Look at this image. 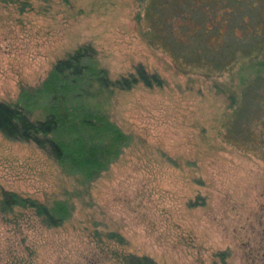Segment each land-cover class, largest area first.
Wrapping results in <instances>:
<instances>
[{
    "label": "rangeland",
    "instance_id": "obj_1",
    "mask_svg": "<svg viewBox=\"0 0 264 264\" xmlns=\"http://www.w3.org/2000/svg\"><path fill=\"white\" fill-rule=\"evenodd\" d=\"M263 44L264 0H0V102L84 45L112 80L139 67L163 80L104 103L131 143L91 178L0 134V194L69 208L56 228L0 213V264H264V160L224 133L228 93Z\"/></svg>",
    "mask_w": 264,
    "mask_h": 264
},
{
    "label": "trees",
    "instance_id": "obj_2",
    "mask_svg": "<svg viewBox=\"0 0 264 264\" xmlns=\"http://www.w3.org/2000/svg\"><path fill=\"white\" fill-rule=\"evenodd\" d=\"M27 5L22 2V7ZM177 39L168 37L163 45H170L176 54L185 53L181 39ZM197 39L205 54L216 51L209 47L205 36L192 41ZM192 57L199 59L195 52ZM252 58L247 66L248 75H240L237 85L228 93L231 111L224 133L228 143L264 160V44ZM216 68L223 69L221 65ZM138 85L147 89L162 87L163 80L147 74L142 67L134 75L112 80L99 66L94 49L80 46L56 62L39 87L22 90L13 103L0 102V134L9 141L33 143L68 173L91 178L131 143V137L109 121L104 103L116 92H127ZM0 196V213L31 210L47 228L61 226L69 216V208L62 202L49 207L12 192H1ZM122 264H153V261L130 255Z\"/></svg>",
    "mask_w": 264,
    "mask_h": 264
}]
</instances>
